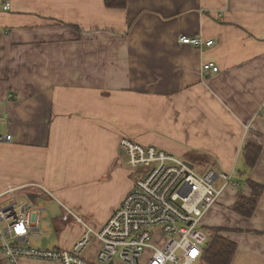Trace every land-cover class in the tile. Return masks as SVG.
<instances>
[{"label": "crops", "instance_id": "crops-1", "mask_svg": "<svg viewBox=\"0 0 264 264\" xmlns=\"http://www.w3.org/2000/svg\"><path fill=\"white\" fill-rule=\"evenodd\" d=\"M181 36L213 44L196 48ZM206 62L219 70L202 72ZM7 134L0 205L43 193L93 227L133 186L121 138L234 176L250 142L261 153L247 177L264 186V0H126L123 9L103 0H0ZM234 176L238 186L224 190L202 226L237 244L230 264H264V191L242 217L232 207L250 189ZM0 264H8L1 251Z\"/></svg>", "mask_w": 264, "mask_h": 264}, {"label": "built area", "instance_id": "built-area-1", "mask_svg": "<svg viewBox=\"0 0 264 264\" xmlns=\"http://www.w3.org/2000/svg\"><path fill=\"white\" fill-rule=\"evenodd\" d=\"M9 6L5 1L1 8L8 10ZM179 42L196 48L213 44L196 36H181ZM201 69L204 73L219 70L214 62L202 64ZM10 140V135H0V141ZM119 149L128 170L136 174L132 188L99 227L64 206L60 220L82 228L68 249L29 244L31 235L39 236L44 217L40 213L45 208L36 205V200L12 195L0 205V251L8 264L30 260L52 264H204L201 254L209 235L202 219L228 186H238L233 172H216L212 167L199 171L181 157L129 138L120 139Z\"/></svg>", "mask_w": 264, "mask_h": 264}, {"label": "trees", "instance_id": "trees-1", "mask_svg": "<svg viewBox=\"0 0 264 264\" xmlns=\"http://www.w3.org/2000/svg\"><path fill=\"white\" fill-rule=\"evenodd\" d=\"M104 5L108 8H119L123 9L126 6V0H103ZM261 148L250 142H244L240 149V158L243 161V169H235V174L243 179L244 183L249 187L250 194L248 196L240 195L235 203L233 204L232 210L236 214L248 218L254 213L261 194L264 191V186L250 180L247 176L249 171L254 167L259 155ZM207 162L206 158L201 157L199 162ZM208 168V167H207ZM202 171L203 169H198ZM68 228H76V226H68ZM56 232L60 229L55 227ZM221 229L206 228L209 238L206 242L202 254L201 260L204 264H230L234 254L237 250V244L229 239L228 237L219 234ZM82 233V228L75 229V236L72 242L78 238ZM71 246V245H70ZM58 246H56L57 248Z\"/></svg>", "mask_w": 264, "mask_h": 264}, {"label": "rangeland", "instance_id": "rangeland-1", "mask_svg": "<svg viewBox=\"0 0 264 264\" xmlns=\"http://www.w3.org/2000/svg\"><path fill=\"white\" fill-rule=\"evenodd\" d=\"M200 157H210L207 155H198ZM194 168L196 170L200 169L198 167L197 163H192ZM214 170L216 172H223L224 170H221L217 166H213ZM227 173V172H226ZM131 180L136 177L135 173H129L128 176ZM239 178L237 175L234 176V179H236L238 182ZM230 187V186H228ZM227 187V188H228ZM224 192V191H223ZM223 194V193H222ZM56 199V198H55ZM54 198L51 199L49 197H44L43 193L37 198L36 200V205H40L41 208H45L43 211H41V215H44V217L41 219L40 222V227L41 231L38 237L30 236V243L31 246L36 247V248H41V249H48L54 246H58L60 248H65L68 249L71 245V240L75 236V228H68L69 223H64L63 221L60 220L61 214L64 213V210L60 208L58 203L56 202ZM19 200H26V197L23 195L20 196ZM112 202V201H111ZM107 203V202H106ZM43 205V206H42ZM74 212H76L82 219H84L87 223L90 224L89 221H92L91 219L89 220L88 218L85 219V214H83L80 210L77 208H73ZM89 220V221H88ZM91 225V224H90ZM55 227H58L60 229L59 232H56ZM94 245H97L94 243ZM0 246H1V239H0ZM28 264H52V263H41L40 261H35V260H30V261H22V264L27 263Z\"/></svg>", "mask_w": 264, "mask_h": 264}, {"label": "water", "instance_id": "water-1", "mask_svg": "<svg viewBox=\"0 0 264 264\" xmlns=\"http://www.w3.org/2000/svg\"><path fill=\"white\" fill-rule=\"evenodd\" d=\"M189 165L192 166V164H190V163H189ZM26 196H27V198H28L30 201H34L35 198H36V194L33 193V192H27V193H26Z\"/></svg>", "mask_w": 264, "mask_h": 264}, {"label": "snow or ice", "instance_id": "snow-or-ice-1", "mask_svg": "<svg viewBox=\"0 0 264 264\" xmlns=\"http://www.w3.org/2000/svg\"><path fill=\"white\" fill-rule=\"evenodd\" d=\"M18 231H19V229H18Z\"/></svg>", "mask_w": 264, "mask_h": 264}]
</instances>
